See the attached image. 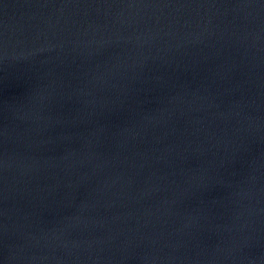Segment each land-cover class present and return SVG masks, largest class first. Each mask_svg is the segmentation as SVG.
I'll return each instance as SVG.
<instances>
[{"label": "water", "instance_id": "1", "mask_svg": "<svg viewBox=\"0 0 264 264\" xmlns=\"http://www.w3.org/2000/svg\"><path fill=\"white\" fill-rule=\"evenodd\" d=\"M0 264H264V0H0Z\"/></svg>", "mask_w": 264, "mask_h": 264}]
</instances>
